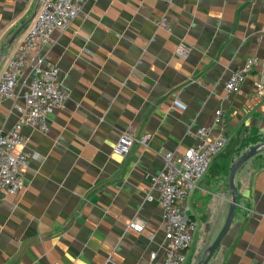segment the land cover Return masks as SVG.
<instances>
[{"label":"crops","instance_id":"1","mask_svg":"<svg viewBox=\"0 0 264 264\" xmlns=\"http://www.w3.org/2000/svg\"><path fill=\"white\" fill-rule=\"evenodd\" d=\"M39 6L0 0V74ZM164 15L170 30L156 23ZM252 56L258 62L227 98L226 80ZM39 58L59 67L67 97L45 131L24 124V186L17 195L0 189V264H153L151 252L160 263L166 220L151 178L167 152L182 154L207 125L230 137L185 202L197 221L198 248L192 244L188 259L208 248L228 220L233 160L264 139V96L256 92L264 77V0H83ZM29 78L26 67L15 96L0 98L1 128L23 120ZM217 109L222 123L213 121ZM127 131L136 139L122 156L114 146ZM234 184L235 215L209 264H264V149L238 169ZM134 218L142 231L129 227Z\"/></svg>","mask_w":264,"mask_h":264},{"label":"built area","instance_id":"2","mask_svg":"<svg viewBox=\"0 0 264 264\" xmlns=\"http://www.w3.org/2000/svg\"><path fill=\"white\" fill-rule=\"evenodd\" d=\"M83 0H40V6L32 26L24 35L19 46L11 55L6 69L0 74V98L15 96L20 75L26 67L30 70L29 81L23 92L24 104L19 106L23 120L11 128L0 127V189L8 194L20 193L25 182V168L29 156L20 149L26 143L24 124H34L41 131L48 126L49 115L63 107L67 93L58 81L59 67L54 63L41 65L39 54L54 29L67 28L81 12ZM169 1V0H168ZM158 26L171 29L169 19L164 15L156 20ZM178 53L187 54L185 46L180 45ZM258 62L257 56L246 60L244 66L235 69L225 82V96L230 98L243 84L247 75ZM256 92L264 96V77L256 81ZM174 104L186 109V104L178 97ZM222 109L215 111L213 121L222 123ZM196 142L182 154L167 152L164 155V168L151 180L160 193L161 206L166 220V240L163 243L164 255L157 262V252H151L153 264H186L189 250L194 241L197 221L185 209L186 200L199 188L207 175L213 158L225 150L230 137L226 134L213 135L211 126H202L195 132ZM148 135L142 139L146 142ZM132 132L122 133L114 151L126 156L135 141ZM148 199L152 196L147 192ZM129 227L142 231L144 222L134 218Z\"/></svg>","mask_w":264,"mask_h":264},{"label":"water","instance_id":"3","mask_svg":"<svg viewBox=\"0 0 264 264\" xmlns=\"http://www.w3.org/2000/svg\"><path fill=\"white\" fill-rule=\"evenodd\" d=\"M22 30V28H19L17 33L12 37L10 43H12L15 39V36ZM264 149V139L261 140L260 142L250 146L232 165L231 170H230V176H229V184L230 188L232 191V205L231 209L229 212L228 220L224 227L222 228L221 232L218 234L217 238L215 241L204 250V252L201 255V258L198 262V264H207L210 260V258L213 256V254L217 251L218 247L220 246L224 236L226 235L227 231L229 230L234 215L236 211V207L238 204V194H237V188L235 187L234 184V177L238 169L246 162L248 161L251 157L257 155Z\"/></svg>","mask_w":264,"mask_h":264},{"label":"rangeland","instance_id":"4","mask_svg":"<svg viewBox=\"0 0 264 264\" xmlns=\"http://www.w3.org/2000/svg\"><path fill=\"white\" fill-rule=\"evenodd\" d=\"M242 155V154H241ZM241 155H239V156H237V158H235L234 160H233V162H232V164H231V167H232V165H233V163L241 156ZM195 248H198V241H195L194 243H193V247H192V249H195ZM204 252V250L203 251H201V252H199L194 258L193 257H191V258H189L188 259V261L186 262V264H198V262H199V260H200V258H201V255H202V253ZM212 260V257L210 258V260H209V262ZM209 262L207 263V264H209Z\"/></svg>","mask_w":264,"mask_h":264}]
</instances>
